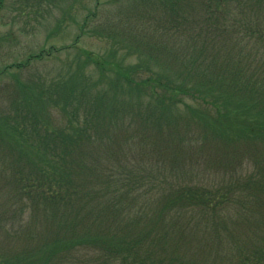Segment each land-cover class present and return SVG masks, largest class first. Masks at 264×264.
<instances>
[{"label":"trees","instance_id":"obj_1","mask_svg":"<svg viewBox=\"0 0 264 264\" xmlns=\"http://www.w3.org/2000/svg\"><path fill=\"white\" fill-rule=\"evenodd\" d=\"M254 2L148 0L142 34L107 35L106 58L83 50L70 73L24 84L17 107L0 113V233L11 243L0 264H264V226L245 240L222 238L232 195L201 183L202 154L172 138L178 128L160 133L127 113L145 107L148 122L185 111L187 132L203 143L250 142L264 176V9ZM165 31L194 56L161 60ZM147 34L160 41L144 42L153 60L117 58ZM91 63L102 73L95 82L83 68ZM200 230L208 237L198 245Z\"/></svg>","mask_w":264,"mask_h":264},{"label":"rangeland","instance_id":"obj_2","mask_svg":"<svg viewBox=\"0 0 264 264\" xmlns=\"http://www.w3.org/2000/svg\"><path fill=\"white\" fill-rule=\"evenodd\" d=\"M256 1L259 3L254 2L255 8L264 9V0ZM144 2L148 0H0V72L6 71L0 74L1 115L12 113L17 107L15 101L20 99L23 90L26 91L23 86L27 85L28 81L55 78L63 73L66 75L71 72L70 68L73 71L82 66L85 60L83 50L102 59L106 58L110 45L108 40L111 38L107 35L112 36L114 33L116 37L122 34L125 41L126 37L129 40L134 33L142 34L138 33L143 26V21L139 18L146 14L150 7ZM235 8L231 5L229 9L234 11ZM262 14L264 15V11ZM197 15L200 16V13L197 12ZM197 15L191 12L190 18L194 20ZM145 23L147 25V22ZM179 26L182 27V34L188 28L186 23ZM162 33L161 38L167 48L159 58L164 62L172 61L176 64L192 50L188 49L189 45L185 49V42L179 39H172L170 35L165 38L169 31ZM203 38L199 36L198 42H195V38L191 43L199 48L204 42ZM137 39L138 41H134L135 45L130 41L126 43L130 44L127 49L118 50L117 58H124L123 63L126 66H135L140 61L149 62L154 59L144 42L160 41L151 38L149 34L144 40H141L140 36ZM216 39L217 36L212 41ZM206 44L209 48L212 47L211 44ZM230 44L232 43L228 45ZM214 45L223 51L229 48L224 45L223 38L214 42ZM218 53L221 56L226 55L222 51ZM189 54L194 56V53ZM17 64L20 65L19 68L10 67ZM83 68L94 82L102 74L92 63L84 65ZM105 72L109 77L115 76L112 68ZM148 111L150 110L141 106L129 107L127 113L131 122L138 125L144 122L153 127L157 125V131L160 133L166 132L165 128H178L179 130L175 128L178 133L175 132L172 138L178 141L177 138L183 137L181 144L188 148L187 151L193 153L194 149H197L199 154H202L194 166L198 169L201 183L213 184L216 188L231 193L232 203L227 209L229 225L226 230H221L222 238L231 240L232 236L239 233L245 240L259 233L264 226L261 222L264 220V176L257 171L262 166L258 156L250 158V142L246 144L210 139L203 143L197 133H193L194 130L187 132L190 125L183 120L185 111H160L155 114L153 121L150 119L147 122ZM120 114L123 115L121 112ZM189 137H195L197 140L195 148L189 143ZM206 236L208 237L207 232L199 231L198 245L205 244ZM14 244L19 246L22 242L14 241L12 247ZM10 246L11 243L5 241L0 233V253H6Z\"/></svg>","mask_w":264,"mask_h":264}]
</instances>
